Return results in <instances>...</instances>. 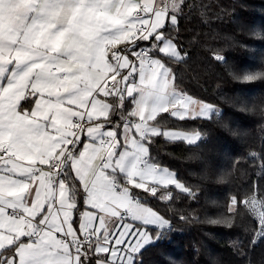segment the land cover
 <instances>
[{
    "label": "snow or ice",
    "instance_id": "obj_1",
    "mask_svg": "<svg viewBox=\"0 0 264 264\" xmlns=\"http://www.w3.org/2000/svg\"><path fill=\"white\" fill-rule=\"evenodd\" d=\"M183 6L0 0V264H142V250L171 225L132 188L167 201L171 192L159 189L174 185L195 198L149 151L156 137L202 139L199 131L162 130L161 113L222 119L177 90L158 58L186 60L165 35ZM241 79L264 80V68ZM237 203L233 197L230 210ZM245 203L264 239V199Z\"/></svg>",
    "mask_w": 264,
    "mask_h": 264
},
{
    "label": "trees",
    "instance_id": "obj_2",
    "mask_svg": "<svg viewBox=\"0 0 264 264\" xmlns=\"http://www.w3.org/2000/svg\"><path fill=\"white\" fill-rule=\"evenodd\" d=\"M165 27L186 56L158 57L174 72L177 89L214 105L222 119L157 117L160 128L199 131L202 139L189 145L156 137L150 145L152 162L171 170L195 198L174 185L158 193L171 191L167 201L132 188L174 224L142 250V264H264L259 218L245 203L264 199V80L241 79L264 68V0H184L177 24ZM233 197L238 203L230 210Z\"/></svg>",
    "mask_w": 264,
    "mask_h": 264
},
{
    "label": "crops",
    "instance_id": "obj_3",
    "mask_svg": "<svg viewBox=\"0 0 264 264\" xmlns=\"http://www.w3.org/2000/svg\"><path fill=\"white\" fill-rule=\"evenodd\" d=\"M166 25V24H165ZM173 42H174V40H173ZM175 43V42H174ZM177 49L179 50V48H178V46H177ZM163 62V61H162ZM119 78V77H118ZM178 90V89H177ZM101 99H104L103 98V96L101 95V97H100ZM192 99H194L193 97H192ZM107 101L108 102H110V100L107 98ZM22 102L23 101H21L20 103L22 104ZM214 106V105H213ZM30 107H33V106H30ZM162 130H170V129H163V128H161ZM180 131H183V132H186V131H184V130H180ZM191 132V131H190ZM152 162V161H151ZM163 168H165V167H163ZM131 187V186H130ZM163 186H161V188H162ZM134 193V192H133ZM135 194V193H134ZM148 206H150L149 204H148ZM151 207V206H150ZM82 210H89L88 209V207L87 206H85ZM154 211H156L155 209H153ZM158 212V211H157ZM159 213V212H158ZM160 214V213H159ZM161 215V214H160ZM76 219V217L74 216V220ZM74 227H78V224H76V223H74ZM154 227V226H153ZM146 246H148V245H146ZM145 246V247H146ZM101 258H103V257H101Z\"/></svg>",
    "mask_w": 264,
    "mask_h": 264
},
{
    "label": "rangeland",
    "instance_id": "obj_4",
    "mask_svg": "<svg viewBox=\"0 0 264 264\" xmlns=\"http://www.w3.org/2000/svg\"><path fill=\"white\" fill-rule=\"evenodd\" d=\"M174 43V42H173ZM194 98V97H193ZM193 100H196V101H199L200 103H203V104H210V103H208V102H206V101H202V100H199V99H197V98H194ZM212 105V104H211ZM167 131H180V129H170V130H167ZM202 136V135H201ZM168 169V168H167ZM169 170V169H168ZM170 172H172L171 170H169ZM173 173V172H172ZM251 207V206H250ZM256 215H257V217H258V214H257V212H254ZM259 218V217H258ZM154 241H156L155 239H154ZM153 241V242H154Z\"/></svg>",
    "mask_w": 264,
    "mask_h": 264
},
{
    "label": "built area",
    "instance_id": "obj_5",
    "mask_svg": "<svg viewBox=\"0 0 264 264\" xmlns=\"http://www.w3.org/2000/svg\"><path fill=\"white\" fill-rule=\"evenodd\" d=\"M118 47H122V45H120V46H118ZM117 79H119L118 77H117ZM161 191V187H160V189H159V192ZM158 192V193H159ZM169 192H171V191H169ZM171 194H172V192H171ZM136 196H138V197H140V198H142L141 196H139V195H137V194H135ZM173 195V194H172ZM169 223H170V225H171V227L172 226H174V224H173V222L172 221H169Z\"/></svg>",
    "mask_w": 264,
    "mask_h": 264
}]
</instances>
